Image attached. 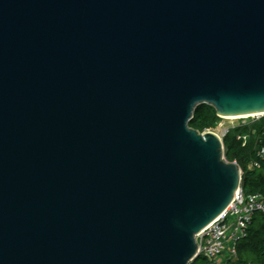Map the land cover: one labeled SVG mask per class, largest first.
<instances>
[{
  "label": "water",
  "instance_id": "obj_1",
  "mask_svg": "<svg viewBox=\"0 0 264 264\" xmlns=\"http://www.w3.org/2000/svg\"><path fill=\"white\" fill-rule=\"evenodd\" d=\"M264 116V0H0V264H191Z\"/></svg>",
  "mask_w": 264,
  "mask_h": 264
},
{
  "label": "trees",
  "instance_id": "obj_2",
  "mask_svg": "<svg viewBox=\"0 0 264 264\" xmlns=\"http://www.w3.org/2000/svg\"><path fill=\"white\" fill-rule=\"evenodd\" d=\"M220 120L212 107L200 105L195 109L189 127L199 133L216 131ZM222 142L225 160L237 163L241 170L242 194L259 196L264 202V116L229 127ZM224 253L227 257L222 259ZM224 253L220 256L223 264H264V213L253 216L245 236L235 247V256ZM191 264L209 263L200 255Z\"/></svg>",
  "mask_w": 264,
  "mask_h": 264
},
{
  "label": "built area",
  "instance_id": "obj_3",
  "mask_svg": "<svg viewBox=\"0 0 264 264\" xmlns=\"http://www.w3.org/2000/svg\"><path fill=\"white\" fill-rule=\"evenodd\" d=\"M228 129L222 130V137ZM256 166V164H255ZM256 213H264V202L259 196L243 195L240 188L226 211L196 235L198 255L204 256L209 264H223L220 256L226 251L235 256L237 243Z\"/></svg>",
  "mask_w": 264,
  "mask_h": 264
},
{
  "label": "rangeland",
  "instance_id": "obj_4",
  "mask_svg": "<svg viewBox=\"0 0 264 264\" xmlns=\"http://www.w3.org/2000/svg\"><path fill=\"white\" fill-rule=\"evenodd\" d=\"M260 117H262V116H259V117H248V118H236V119H225V118H222L219 121L215 132L220 134L222 132V130H224V129H228L229 127L235 126L237 124H244V123H247L250 119H258ZM226 257H227V255L225 253L221 256L222 259H225Z\"/></svg>",
  "mask_w": 264,
  "mask_h": 264
},
{
  "label": "bare ground",
  "instance_id": "obj_5",
  "mask_svg": "<svg viewBox=\"0 0 264 264\" xmlns=\"http://www.w3.org/2000/svg\"><path fill=\"white\" fill-rule=\"evenodd\" d=\"M251 117H258V116H251ZM242 118H248V117H242ZM225 119H236V118H235V117H233V118L231 117V118H225ZM236 194H237V193H236ZM235 196H236V195H235ZM234 198H235V197H234ZM229 206H230V205H229ZM229 206H228V207H229Z\"/></svg>",
  "mask_w": 264,
  "mask_h": 264
}]
</instances>
